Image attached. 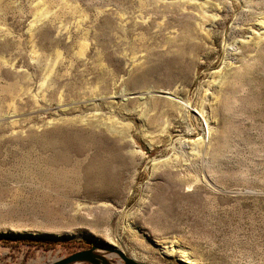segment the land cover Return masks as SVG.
I'll use <instances>...</instances> for the list:
<instances>
[{
  "label": "rangeland",
  "instance_id": "374dc122",
  "mask_svg": "<svg viewBox=\"0 0 264 264\" xmlns=\"http://www.w3.org/2000/svg\"><path fill=\"white\" fill-rule=\"evenodd\" d=\"M91 245L264 264V0H0V264Z\"/></svg>",
  "mask_w": 264,
  "mask_h": 264
},
{
  "label": "water",
  "instance_id": "95a60500",
  "mask_svg": "<svg viewBox=\"0 0 264 264\" xmlns=\"http://www.w3.org/2000/svg\"><path fill=\"white\" fill-rule=\"evenodd\" d=\"M96 249L95 245H91L89 248L80 249L68 254L65 257L59 258L49 264H75L78 262H89L90 264H106L103 257L94 252ZM125 264H137L126 257L122 256Z\"/></svg>",
  "mask_w": 264,
  "mask_h": 264
},
{
  "label": "trees",
  "instance_id": "16d2710c",
  "mask_svg": "<svg viewBox=\"0 0 264 264\" xmlns=\"http://www.w3.org/2000/svg\"><path fill=\"white\" fill-rule=\"evenodd\" d=\"M3 242H7V241H3ZM15 242L27 244V245H38V246H42V247H49V246H53L55 244L52 241L39 240V239H17V240H15Z\"/></svg>",
  "mask_w": 264,
  "mask_h": 264
},
{
  "label": "bare ground",
  "instance_id": "6f19581e",
  "mask_svg": "<svg viewBox=\"0 0 264 264\" xmlns=\"http://www.w3.org/2000/svg\"><path fill=\"white\" fill-rule=\"evenodd\" d=\"M183 32V39H184V41H190V39H191V35H190V31L188 30V28H186L185 30H183L182 31ZM257 61V60H256ZM250 69V68H249ZM243 72V71H242ZM247 72V71H246ZM235 82V81H234ZM11 87V89L9 88L8 89V91H7V94H13L14 93V91H13V89H14V87L13 86H10ZM198 114V113H197Z\"/></svg>",
  "mask_w": 264,
  "mask_h": 264
}]
</instances>
